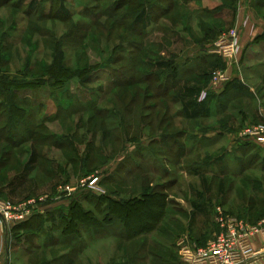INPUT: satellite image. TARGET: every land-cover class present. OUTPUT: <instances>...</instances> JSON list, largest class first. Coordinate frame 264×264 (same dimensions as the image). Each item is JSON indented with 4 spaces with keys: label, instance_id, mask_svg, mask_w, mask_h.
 Masks as SVG:
<instances>
[{
    "label": "rangeland",
    "instance_id": "obj_1",
    "mask_svg": "<svg viewBox=\"0 0 264 264\" xmlns=\"http://www.w3.org/2000/svg\"><path fill=\"white\" fill-rule=\"evenodd\" d=\"M254 127L264 0H0V203L15 216L0 218V264H186L181 239L264 217V145L241 135ZM148 194L167 204L152 230L105 223L104 199ZM73 205L102 226L63 233Z\"/></svg>",
    "mask_w": 264,
    "mask_h": 264
},
{
    "label": "built area",
    "instance_id": "obj_2",
    "mask_svg": "<svg viewBox=\"0 0 264 264\" xmlns=\"http://www.w3.org/2000/svg\"><path fill=\"white\" fill-rule=\"evenodd\" d=\"M239 40L238 31H230L223 35L216 42L219 55L224 59L233 58L237 55ZM226 80L227 76L218 71L214 73L212 83L218 84ZM241 135L257 139L264 145V127L246 129ZM99 179L98 176H91L87 179V185L93 187ZM31 205L29 206L31 207ZM11 210L10 206L0 203V214L2 215L0 218H3L5 223L15 219L13 214L7 213ZM26 213L30 214L31 210L28 209ZM221 221L222 230L220 234L206 242L204 246L192 248L184 239L178 242L186 264H248L264 257V244L256 248L253 241V236L256 234L264 236V217L254 225L246 224L243 220L233 216L223 217Z\"/></svg>",
    "mask_w": 264,
    "mask_h": 264
},
{
    "label": "trees",
    "instance_id": "obj_3",
    "mask_svg": "<svg viewBox=\"0 0 264 264\" xmlns=\"http://www.w3.org/2000/svg\"><path fill=\"white\" fill-rule=\"evenodd\" d=\"M262 38L263 35H260L257 37L256 41H259ZM63 72L68 73L67 71ZM103 197L105 198V196ZM106 200H108L106 203L109 214L105 218V223L109 224L111 221H114V217H117L123 224L129 237H135L137 234H143L144 231L152 230V228L156 227V225L161 222L167 206L166 198L163 194H148L143 198H133L124 201L111 197L109 199H104V201ZM34 217L30 220L19 223L15 228L27 225V223L33 220ZM65 217V220L68 221V228L70 230H66L65 228L63 233H78V224H84L88 227L102 226V222L91 216L89 212L82 210L78 205H73L70 215ZM144 219L152 221L154 223L153 226ZM142 226L143 228L141 229L140 227ZM74 228L76 229L74 230Z\"/></svg>",
    "mask_w": 264,
    "mask_h": 264
},
{
    "label": "crops",
    "instance_id": "obj_4",
    "mask_svg": "<svg viewBox=\"0 0 264 264\" xmlns=\"http://www.w3.org/2000/svg\"><path fill=\"white\" fill-rule=\"evenodd\" d=\"M254 21H253V20ZM250 18L249 20H251V25L249 26L248 30H249V34L252 38H254V41L257 40V37H259L261 34V27L259 26V23L257 22V20H255L254 18ZM2 225V224H1ZM0 225V229L2 230L3 226ZM253 241H254V245L256 248L261 247L264 244V236L256 234L253 236ZM248 264H264V257H260Z\"/></svg>",
    "mask_w": 264,
    "mask_h": 264
}]
</instances>
